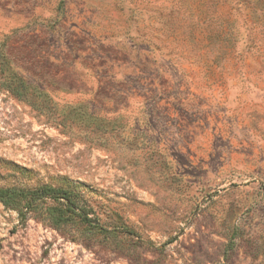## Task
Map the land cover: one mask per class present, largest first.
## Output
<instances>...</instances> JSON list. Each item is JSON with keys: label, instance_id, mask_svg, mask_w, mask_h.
Masks as SVG:
<instances>
[{"label": "rangeland", "instance_id": "obj_1", "mask_svg": "<svg viewBox=\"0 0 264 264\" xmlns=\"http://www.w3.org/2000/svg\"><path fill=\"white\" fill-rule=\"evenodd\" d=\"M40 185L125 232L0 204V264H264V0H0V188Z\"/></svg>", "mask_w": 264, "mask_h": 264}, {"label": "trees", "instance_id": "obj_2", "mask_svg": "<svg viewBox=\"0 0 264 264\" xmlns=\"http://www.w3.org/2000/svg\"><path fill=\"white\" fill-rule=\"evenodd\" d=\"M0 204L8 210L17 213L22 224L29 219L48 223L55 231L66 234L73 230L78 223L85 228L83 233L79 230L71 233L74 240H94L97 237L108 238L114 232L125 230H112L94 212L82 188L71 185L64 188H53L48 185H40L35 188L6 187L0 188ZM79 234L76 239V234ZM133 235V233H129Z\"/></svg>", "mask_w": 264, "mask_h": 264}]
</instances>
